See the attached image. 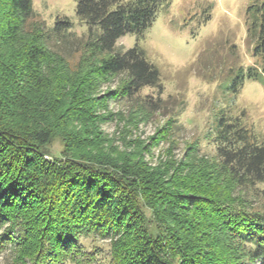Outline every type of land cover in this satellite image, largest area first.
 Returning <instances> with one entry per match:
<instances>
[{
    "label": "trees",
    "instance_id": "trees-1",
    "mask_svg": "<svg viewBox=\"0 0 264 264\" xmlns=\"http://www.w3.org/2000/svg\"><path fill=\"white\" fill-rule=\"evenodd\" d=\"M75 1L79 18L102 34L72 62L50 48L32 0H0L4 264H264V211L248 197L264 184V139L244 113L217 120L212 155L197 142L175 155L174 113L151 144L133 139L165 109V90L142 48L117 42L143 37L170 0ZM247 26L253 57L264 61V2L248 8ZM239 74L234 92L246 78L262 81L264 67ZM147 88L156 96L143 95ZM113 104H126L125 113ZM113 121L120 145L104 130ZM169 138L164 157L147 160ZM56 140L60 156L51 153Z\"/></svg>",
    "mask_w": 264,
    "mask_h": 264
},
{
    "label": "rangeland",
    "instance_id": "rangeland-1",
    "mask_svg": "<svg viewBox=\"0 0 264 264\" xmlns=\"http://www.w3.org/2000/svg\"><path fill=\"white\" fill-rule=\"evenodd\" d=\"M37 19L44 22L49 33V46L70 61L78 58L87 41L97 40L102 31L99 26L89 25L77 15L75 0H32ZM130 1V0H122ZM264 0H170L157 15L146 34L137 38L126 35L118 40L116 48L127 50L138 44L146 59L160 72L164 85V107L148 124L141 125L138 136L151 144L157 128L163 126L165 117L178 115L180 130L175 133V155L182 157L188 143H199L200 151L214 154L213 128L223 115L239 116L244 113L243 123L254 131L259 140L264 139V76L262 81L244 79L242 85L233 86L249 68L264 61L255 59L254 43L247 33V10L262 4ZM68 22V26L59 23ZM60 33V34H59ZM112 86H104L102 94ZM156 96V90L147 88L143 95ZM126 104L111 105V112L125 113ZM124 107V108H123ZM104 130L120 145V131L116 122L104 125ZM164 140V141H163ZM156 144L147 160L152 163L163 158L172 141L163 139ZM158 142V141H156ZM52 156H60L62 144L56 140ZM249 199L264 211V184L250 192ZM91 239L86 244L91 245ZM104 251L108 242L93 241ZM6 255V254H5ZM5 255L0 264L5 263ZM250 264H260L253 262Z\"/></svg>",
    "mask_w": 264,
    "mask_h": 264
}]
</instances>
